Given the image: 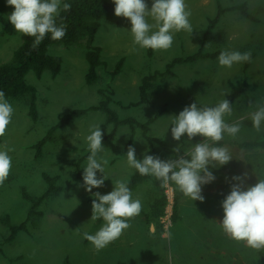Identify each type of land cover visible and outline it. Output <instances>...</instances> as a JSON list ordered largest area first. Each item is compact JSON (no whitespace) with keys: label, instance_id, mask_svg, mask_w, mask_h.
I'll return each mask as SVG.
<instances>
[{"label":"rangeland","instance_id":"1","mask_svg":"<svg viewBox=\"0 0 264 264\" xmlns=\"http://www.w3.org/2000/svg\"><path fill=\"white\" fill-rule=\"evenodd\" d=\"M148 7L151 0H146ZM191 12L189 21L192 32L183 30L173 34V43L167 50L142 49L132 42L130 22L122 17L117 24L101 22L94 45L101 48L104 65L97 70L98 79L87 84L85 76V46L53 45L48 53L59 57L61 72L52 77L48 72L40 78L28 74L27 82L37 91L38 120L33 122L28 116L24 101L9 100L14 112L5 133L0 137V149H11L9 155L12 167L7 178L0 183V220L8 215L13 225L24 222L30 207L23 198L27 193L39 197L46 189L42 174L56 179L61 189L57 195L48 198L37 209L40 215L27 223V230L6 241L9 230L0 221V264H264V249L255 250L244 242L228 237L219 226L222 216L220 201L228 192L221 193L214 187H228L225 175L248 173L247 184L264 178V156L258 159L259 168L252 169V158L243 160L244 153L238 146L264 138V127L260 131L253 128L249 113L264 105V0H186ZM245 3L256 22L244 19L239 12H225L205 44L204 51L220 52L222 49L240 52L250 51L251 61L234 64L231 68L218 65L216 59H205L194 63H180L166 71L167 64L174 58H184L195 53L202 44L203 33L208 20L214 18L218 6L228 8ZM13 10L5 0H0V15L6 20ZM151 22V21H150ZM20 32L8 36L0 24V65L12 57L20 45ZM123 60L121 69L112 77L117 63ZM158 73L152 81L147 102L131 106L139 101V86L143 77ZM247 85L245 91L233 96L231 84ZM111 89L112 102L109 104L120 119L134 118L145 123L162 114L147 127V135L165 141L171 148H178L180 141L173 140L170 133V115H176L192 102L214 105L226 98L232 107L230 115L224 119L228 123L239 122L241 127L236 136L225 135L216 145L226 146L233 159L218 169H212L216 181L203 186L205 199L192 201L184 196L174 185L173 205L170 210V223L164 225L161 235L155 233L153 225L147 226L144 215L148 211L153 184L146 181L132 192L142 204L141 213L130 218L129 227L116 240L106 247L96 250L83 237V233H94L103 223L93 221L89 200L92 193L105 194L112 190L117 179L128 181L136 171L127 165V147L135 148L137 159L142 153L148 154V143L139 127L131 129L122 125L110 141H103L113 126L107 122L106 115L100 111H89L69 125L57 129L55 141L47 142L36 158L34 145L53 127L59 118L75 109H87L97 105L102 99L99 90ZM102 123V155L108 160L105 166L106 179L102 187L86 192L82 185L83 166L88 155L84 137L92 124ZM204 138L197 135L191 141L183 136L186 152L192 144ZM209 143H213L209 141ZM161 159H173L157 144L154 154ZM80 176L75 174V163L82 159ZM241 159V160H240ZM254 164H258L256 160ZM100 173H97L99 176ZM208 188H211L207 191ZM166 189V186L164 190ZM230 191V188H229ZM179 192L178 209L174 213L175 195ZM174 217L176 218L174 220ZM163 226V227H162Z\"/></svg>","mask_w":264,"mask_h":264},{"label":"clouds","instance_id":"2","mask_svg":"<svg viewBox=\"0 0 264 264\" xmlns=\"http://www.w3.org/2000/svg\"><path fill=\"white\" fill-rule=\"evenodd\" d=\"M111 2L114 5L113 14L127 18L132 42L142 49L167 50L172 46L175 32L183 30L191 33L193 30L186 0H151L150 7L146 0ZM5 3L13 8L7 15L9 23L17 32L34 37V47L40 44L46 34L52 40H60L65 35L66 27L56 21L61 10L66 12L71 8L66 0H5ZM216 60L219 66L231 68L234 64L250 62L251 52L222 49ZM13 112L12 104L0 90V136L4 135L10 124ZM231 112V104L226 98L211 106L198 102L186 105L178 114L169 116L167 130L171 125V137L176 141L185 135L189 141L197 135L204 139L192 144L190 152L166 160L146 153L137 159L135 148L129 145L124 154L127 165L141 176L154 177L162 187L174 185L190 200L203 202V186L217 179L212 169H218L233 159L226 146L215 144L225 135L234 137L239 133V122L230 124L224 119ZM249 117L253 128L260 131L264 127V105L249 113ZM101 124L90 125L84 137L88 155L82 167L81 186L86 192L102 187L107 178L104 170L108 160L98 155L105 148ZM10 151L0 149V183L7 178L12 167ZM97 173L100 175L97 176ZM247 179V172L225 175L224 180L230 191L220 201L222 216L218 223L231 239L260 250L264 249V178L256 179L254 184H247ZM112 183L111 191L105 194L92 193L95 198L91 201L90 219H101L103 223L94 233H83V237L96 250L103 249L119 238L129 227V219L138 216L142 210L140 199L133 197L126 180L117 179Z\"/></svg>","mask_w":264,"mask_h":264},{"label":"trees","instance_id":"3","mask_svg":"<svg viewBox=\"0 0 264 264\" xmlns=\"http://www.w3.org/2000/svg\"><path fill=\"white\" fill-rule=\"evenodd\" d=\"M66 2L71 4L70 10L66 12L61 10L56 21L57 24H63L66 27L65 35L60 40H52L50 39V35L46 34L40 44L34 47V37L21 34L20 45L13 51L10 60L0 65V90L4 92L8 100L26 102L28 107V116L33 122H37L39 117L37 108V91L34 86L27 82V75L33 74L36 78H40L43 73L48 72L52 77H55L61 72V59L59 57L50 55L48 53L49 48L53 45H62L68 47L84 44V57L88 67L85 81L89 85L93 84L98 79V68L104 65L101 59V48L94 45V40L101 27V22L107 21L110 24H117L122 18V16L118 17L113 14L114 5L112 4L111 0H66ZM232 11L239 12L240 15L246 20L256 23L258 22L257 19L252 16L245 3L234 5L228 8H222L221 6H218L215 17L208 20L207 27L203 33L201 47L195 53L189 56L184 58H174L171 63L167 64L166 71L170 72L174 65L180 63H194L196 61L205 59H216L218 52H205L204 47L208 37L211 35L222 14ZM0 24L2 25L3 32L6 35H15L16 30L9 23V21L1 15ZM151 52L152 50L148 49L147 53L149 57L152 55ZM122 62L123 60H120L117 63L115 71L111 72L112 77H114L119 72ZM247 66H249V62H245L244 68L246 69ZM157 75L158 73L149 74L142 78L141 84L139 86V101L137 103H132L131 106H139L147 102L149 91L153 86L152 81ZM246 87L247 85L244 82L240 86H234L231 84L233 96L242 94ZM112 93L113 91L111 89H101L99 90V94L101 95L102 99L97 105L87 109H75L61 116L57 123L47 131L46 135L34 145L36 158L41 156L42 147L47 142L55 141L54 134L57 129L69 125L72 121L83 117L89 111H100L104 113L106 115L107 122L111 123L113 126L110 134L103 138V141L112 140L117 132V129L122 125H127L131 129H134V127L137 126L141 129L142 135L148 143V154H154V144H157L166 154L171 155L173 159L177 155L186 153L183 136L180 140L181 144L177 149L167 146L165 141L162 139L147 135L148 125H150L162 114V110L159 111L154 118L148 120L145 123L138 122L131 117L120 119L109 107V104L112 102ZM238 149L244 153L242 157L244 161H246L248 157L253 159L252 169L259 168L261 163L258 159L264 156V138L258 141L241 144L238 146ZM82 160L83 158L79 159L75 163V174L78 177L80 176V164ZM256 160L258 161L257 165L254 164ZM42 178L46 184V189L39 197L33 198L29 194L23 193V198L30 204L28 215L24 222L18 225H13L8 215H5L3 218H1V224L9 230V236L6 239L7 242L13 240L18 233L26 231L27 223L36 220L35 218L40 215V212H38L37 209L41 206V204L44 203L48 198L57 195L60 192L61 189L56 185L55 178L46 173L42 174ZM146 181L152 182L153 190L148 201V211L144 215V220L147 226H154L155 233L159 236L162 233L159 220L163 216L167 205L164 187H162L160 182L154 177L141 176L136 171L130 176L127 182L128 187L130 188L131 192H133L140 184ZM180 195L181 194H179V192H177L175 195V214L178 209ZM93 199L94 198H91L89 200L90 204ZM175 219L176 218L174 217V220ZM97 221L102 222L101 219H98ZM1 253L2 248L0 245V254ZM63 264H70V262L68 260H64Z\"/></svg>","mask_w":264,"mask_h":264},{"label":"built area","instance_id":"4","mask_svg":"<svg viewBox=\"0 0 264 264\" xmlns=\"http://www.w3.org/2000/svg\"><path fill=\"white\" fill-rule=\"evenodd\" d=\"M164 194L166 196L167 205H166V208H165L163 216L159 220V221H161V223L163 225H164V223L165 224H169L170 223V217H171L170 216L171 215L170 214V210L172 209L173 199H174L173 195H172V190L168 186H166V189L164 190ZM169 208H171V209L169 210V212H167Z\"/></svg>","mask_w":264,"mask_h":264},{"label":"crops","instance_id":"5","mask_svg":"<svg viewBox=\"0 0 264 264\" xmlns=\"http://www.w3.org/2000/svg\"><path fill=\"white\" fill-rule=\"evenodd\" d=\"M216 190L218 189L219 192L221 193H226V192H229V188L228 187H222L221 185H217L216 187H214ZM211 188H208V190H210Z\"/></svg>","mask_w":264,"mask_h":264}]
</instances>
